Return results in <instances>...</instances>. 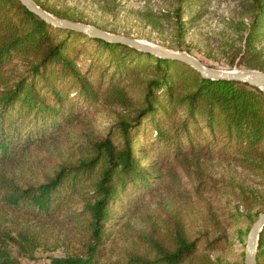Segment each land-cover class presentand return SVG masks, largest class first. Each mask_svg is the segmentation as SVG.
Returning a JSON list of instances; mask_svg holds the SVG:
<instances>
[{
  "label": "trees",
  "instance_id": "16d2710c",
  "mask_svg": "<svg viewBox=\"0 0 264 264\" xmlns=\"http://www.w3.org/2000/svg\"><path fill=\"white\" fill-rule=\"evenodd\" d=\"M33 1L57 17L88 23L82 15ZM169 1L167 9L134 12L153 28L171 29L183 43L206 12L198 9L184 17L183 6H203L208 0ZM238 2L250 17L233 22L239 61L264 72V0ZM98 6L111 16L123 9L117 0H99ZM80 56L87 60L83 66ZM100 105L126 113H119L103 135L78 141L74 159L58 163L45 181L22 188L0 178L3 201L33 221L30 226L55 223L78 243L75 254L53 257L48 264H98L113 228L126 224L124 216L140 217L135 236L143 252H127L123 262L110 264H238L220 263L201 251L202 245L215 248L223 235L192 237L180 219L157 220L148 200L158 191L188 200L190 190L198 197L217 190L218 179L203 170L191 175L199 158L232 160L264 176V91L203 77L181 61L54 26L19 0H0V165L13 164L32 146L82 125L90 109ZM236 200L249 211L264 208V194ZM258 213L236 209L233 220L251 225ZM249 228L241 233L247 235ZM18 234L30 242L22 229ZM0 264L18 263L0 249ZM257 264H264V227Z\"/></svg>",
  "mask_w": 264,
  "mask_h": 264
},
{
  "label": "rangeland",
  "instance_id": "374dc122",
  "mask_svg": "<svg viewBox=\"0 0 264 264\" xmlns=\"http://www.w3.org/2000/svg\"><path fill=\"white\" fill-rule=\"evenodd\" d=\"M43 1L61 11L82 15L87 24L100 25L108 32L113 30L115 34L132 37L163 50L188 53L211 69L252 70L239 61L240 43L235 23L248 22L250 17L242 12L238 0H208L203 6L200 4L183 6L184 17L198 9L206 11L197 24L186 32L183 43L175 39L171 29L153 28L144 20L137 18L134 12L167 9L170 6L169 0H117L122 3L123 9L115 16L104 14L98 6L99 0ZM262 45L264 46V40ZM86 61V58L80 56L78 63L83 66ZM119 113L125 114L126 111L114 106L101 105L97 109H90L82 125L68 127L70 129L67 133L32 146L13 164L0 165V178L22 188L45 181V175L50 174L58 163L74 159L78 141L85 140L84 137L103 135L116 121ZM197 170H203L210 177L218 179L219 188L217 190L212 188L202 197L196 196L190 190L188 200L184 197L178 200L171 193L158 191L148 200L150 210L158 216L157 220L159 218L164 222L182 220L192 237L210 240L223 235L225 240L215 248L204 249L202 245L201 251L220 263L241 264L247 236L242 233L251 225L248 221L234 222V213L236 209L244 213L253 214L255 211L260 213L264 208L256 207L249 211L236 199L242 194L256 199L263 195L264 176L258 171L242 168L235 161L216 157L194 160L191 167L193 177ZM191 183L190 181L186 183L189 189ZM255 218L253 216V219ZM241 219L244 220V217L241 216ZM122 221L126 224L113 228L104 256L100 258L98 264L123 262L127 252H143L140 240L135 236V232L142 225L140 217L124 216ZM31 223L33 221L28 217L9 208L0 192V249L8 253L18 264H48L53 257H65L79 250L78 243L55 223H48L43 227L30 226ZM19 229H22L27 239H31L30 242L19 236Z\"/></svg>",
  "mask_w": 264,
  "mask_h": 264
},
{
  "label": "water",
  "instance_id": "95a60500",
  "mask_svg": "<svg viewBox=\"0 0 264 264\" xmlns=\"http://www.w3.org/2000/svg\"><path fill=\"white\" fill-rule=\"evenodd\" d=\"M26 8L46 22L64 29H71L85 35L109 42L123 43L136 49L149 52L155 56L172 58L186 63L197 70L203 77L219 80H233L258 87L264 91V72L252 69L246 71L211 69L204 66L194 56L178 51L156 48L132 37L108 32L94 25L57 17L42 9L33 0H19ZM264 227V211L260 212L251 224L245 243L243 264H257V246L260 232Z\"/></svg>",
  "mask_w": 264,
  "mask_h": 264
}]
</instances>
